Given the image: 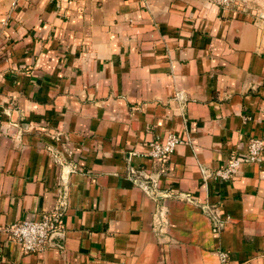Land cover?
Instances as JSON below:
<instances>
[{
	"label": "crops",
	"instance_id": "crops-1",
	"mask_svg": "<svg viewBox=\"0 0 264 264\" xmlns=\"http://www.w3.org/2000/svg\"><path fill=\"white\" fill-rule=\"evenodd\" d=\"M179 137L167 161L148 143ZM264 22L214 0H0V264H264ZM189 195V197H188ZM226 225L219 235L204 204ZM64 210L23 254L5 231Z\"/></svg>",
	"mask_w": 264,
	"mask_h": 264
},
{
	"label": "built area",
	"instance_id": "built-area-1",
	"mask_svg": "<svg viewBox=\"0 0 264 264\" xmlns=\"http://www.w3.org/2000/svg\"><path fill=\"white\" fill-rule=\"evenodd\" d=\"M232 2V0H215V4L222 9H228ZM182 143L183 141L179 137L169 135L165 139L148 143V152L145 155L155 161H167ZM263 152L264 139H250L247 143L246 153L243 156L232 154L223 166L205 173L203 179L205 181L214 179L221 183L231 181L238 175L243 164L261 163ZM203 206L212 221L213 230L220 235L226 225V220L222 219L214 205L205 203ZM5 231L11 240L20 246L23 254L43 252L55 237L63 236L64 210L57 209L43 214L37 220L18 221L7 227ZM218 256L220 264H229L228 252L220 249Z\"/></svg>",
	"mask_w": 264,
	"mask_h": 264
},
{
	"label": "rangeland",
	"instance_id": "rangeland-1",
	"mask_svg": "<svg viewBox=\"0 0 264 264\" xmlns=\"http://www.w3.org/2000/svg\"><path fill=\"white\" fill-rule=\"evenodd\" d=\"M215 1V0H214ZM228 9H236L242 13L253 15L264 22V0H232ZM227 9V10H228Z\"/></svg>",
	"mask_w": 264,
	"mask_h": 264
}]
</instances>
